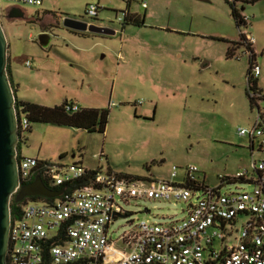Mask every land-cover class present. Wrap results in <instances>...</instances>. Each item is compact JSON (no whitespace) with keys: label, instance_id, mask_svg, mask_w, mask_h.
Here are the masks:
<instances>
[{"label":"rangeland","instance_id":"374dc122","mask_svg":"<svg viewBox=\"0 0 264 264\" xmlns=\"http://www.w3.org/2000/svg\"><path fill=\"white\" fill-rule=\"evenodd\" d=\"M90 3L98 6L94 18L84 15ZM8 5L0 1V9ZM18 7L23 18H0L15 96L47 107L80 98L90 108L108 109L102 134L30 124L18 143L21 155L63 164L79 160L85 168L123 177L166 178L174 167V180L192 165L208 187L218 184L219 175L251 173V161L262 155L255 144L250 153L247 138L236 133L250 128L256 113L245 95L248 57L238 48L226 58L225 49L239 33L253 38L256 85L264 91V0L235 4L248 18L238 27L225 0H129L128 6L125 0H41L39 7ZM125 11L142 16L143 25L122 26ZM65 17L114 33L80 35L61 25ZM41 33L49 37L45 48L37 43ZM232 190L249 191L251 185L220 187ZM118 206L128 215L112 221L111 238L130 222L166 224L184 215L182 202L131 199Z\"/></svg>","mask_w":264,"mask_h":264},{"label":"built area","instance_id":"2783aa9c","mask_svg":"<svg viewBox=\"0 0 264 264\" xmlns=\"http://www.w3.org/2000/svg\"><path fill=\"white\" fill-rule=\"evenodd\" d=\"M0 1L41 5V0ZM97 12L96 4L84 8L88 18L96 17ZM240 21L242 26L248 24L245 15L240 14ZM242 35L252 47L253 38L245 32ZM245 53L249 58L250 53ZM258 75L253 59L245 84L250 109L256 113L250 128H238L236 133L247 138L250 153L255 144L262 156L251 161L250 174L244 170L219 175L214 187L198 181L192 165L180 169L178 180H174V167L166 178L123 177L109 170L85 168L79 160L63 164L60 159L48 162L20 154L16 158L19 185L37 176L46 188L61 193L47 200L27 198L18 215L9 216L6 264H264V91L251 84ZM259 102H263L261 108ZM78 109L71 102L64 105L65 111ZM17 122L18 139L22 140L28 122L23 115ZM235 181L251 185V190L220 192L221 186ZM73 184L77 185L70 187ZM131 199L182 202L184 215L166 224L130 222L127 230L111 238L112 221L128 215L118 202ZM240 219L237 229L235 223Z\"/></svg>","mask_w":264,"mask_h":264},{"label":"water","instance_id":"95a60500","mask_svg":"<svg viewBox=\"0 0 264 264\" xmlns=\"http://www.w3.org/2000/svg\"><path fill=\"white\" fill-rule=\"evenodd\" d=\"M206 1V0H201ZM12 18H22L23 12L10 15ZM61 25L71 31L86 32L96 35H111L114 31L108 27L93 24L86 25L82 21L62 18ZM37 43L45 48L49 43L46 33L37 36ZM7 43L0 26V264H6L8 250L9 200L19 202L25 197L39 196L53 198L61 190L46 188L39 177L27 184L19 185L17 175L16 144L18 141V122L14 111V94L7 78L6 66Z\"/></svg>","mask_w":264,"mask_h":264},{"label":"trees","instance_id":"16d2710c","mask_svg":"<svg viewBox=\"0 0 264 264\" xmlns=\"http://www.w3.org/2000/svg\"><path fill=\"white\" fill-rule=\"evenodd\" d=\"M255 1L256 0L242 1L240 3H253ZM125 3L128 6L129 1L125 0ZM235 4L236 2H231V3H228V6H229L230 16L232 17L235 23V26L238 27L242 25V22L240 21V14L236 9ZM242 9L243 7H240V10ZM121 24L122 26L128 25V24L133 25V26H142L143 17L142 16L140 17L134 13H129L128 11L121 12ZM71 32L78 33L80 35L87 34L86 32H75V31H71ZM226 43H227V46L225 49L226 58L232 57L234 55V51L238 48H243L244 50H247L250 53V57L247 59V68L245 72V75H246L249 71V67H250L252 60L253 59L255 60L252 47H250L245 42V39L242 33L238 34L237 41H231V42H226ZM5 70H6L8 81L10 83L11 89L14 94L13 107H14L16 117L19 118L20 115H23L28 122V128L26 132L29 131L30 124L32 123H47V124L56 125V126H66V127H71V128L82 129L88 133L95 132V133L102 134L104 132L105 125L107 122V116H108L107 108H79L77 111L72 112V111L64 110V105L68 103L66 100L60 103L59 105H54L51 107L42 106V105L29 102L26 100H21L15 96V88H14V84L10 77V67L7 61H6ZM256 81H252L251 84L256 85ZM249 88L251 87L249 86ZM246 89L247 88H245V95L247 97L248 104L250 107V101L248 99ZM24 139L22 140L18 139L17 141V144H16V158L17 159L20 155L18 143H20L21 141H24ZM248 149H249V146H248ZM126 177H131V176H126ZM75 185L77 184H73L70 187H74ZM27 198L47 200L44 197L30 196V197L23 198L19 202H15L14 197L12 195L9 200V216L11 219H13L16 215H18L20 204Z\"/></svg>","mask_w":264,"mask_h":264},{"label":"flooded vegetation","instance_id":"af4514ba","mask_svg":"<svg viewBox=\"0 0 264 264\" xmlns=\"http://www.w3.org/2000/svg\"><path fill=\"white\" fill-rule=\"evenodd\" d=\"M19 11L21 10L19 9L18 5L9 4L6 8L0 9V18H4V19L12 18L10 15L18 13Z\"/></svg>","mask_w":264,"mask_h":264},{"label":"crops","instance_id":"0c3cea01","mask_svg":"<svg viewBox=\"0 0 264 264\" xmlns=\"http://www.w3.org/2000/svg\"><path fill=\"white\" fill-rule=\"evenodd\" d=\"M253 53L255 54L254 50H253ZM9 67H10V77H11V80H12V82H13V84H14V88H15V90H16V81H15V77H14V72H13V70H12L10 64H9ZM19 99L24 100V99H22V98H19ZM71 103L76 104L78 108H90V107H91V106H86V104H84V103L82 102V100H80V98H78V99L74 98V99H73V102H71ZM146 115H147V114H146ZM150 118H152V116H150Z\"/></svg>","mask_w":264,"mask_h":264}]
</instances>
